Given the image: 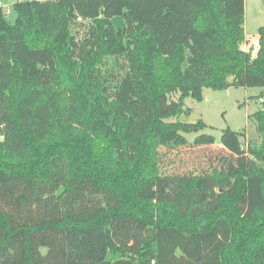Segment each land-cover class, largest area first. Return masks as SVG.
I'll use <instances>...</instances> for the list:
<instances>
[{"label":"trees","instance_id":"trees-1","mask_svg":"<svg viewBox=\"0 0 264 264\" xmlns=\"http://www.w3.org/2000/svg\"><path fill=\"white\" fill-rule=\"evenodd\" d=\"M10 9L0 6V264H264V113L250 118L260 143L245 149L244 130L189 143L203 121L165 122L187 112L169 94L264 97V27L256 54L241 50L244 0ZM216 144L229 155L204 172L163 167L161 148Z\"/></svg>","mask_w":264,"mask_h":264},{"label":"rangeland","instance_id":"rangeland-1","mask_svg":"<svg viewBox=\"0 0 264 264\" xmlns=\"http://www.w3.org/2000/svg\"><path fill=\"white\" fill-rule=\"evenodd\" d=\"M15 0L3 2L5 12H10V6ZM44 1V0H39ZM243 29L244 34L249 38L251 43L257 42V30L259 27H264V0H246V8L244 14ZM124 24L122 17L112 19V25L115 29L121 28ZM80 26H72L71 30L78 36L81 35ZM130 61L126 63L129 64ZM128 66V65H127ZM62 76L67 80V72L64 66H60ZM116 71V69H112ZM109 96L112 91H105ZM263 92L261 88L247 89H229L227 91H212L203 89L200 101H195L190 98H181L178 93L169 94L170 100L181 102L185 115L181 117H170L165 122L180 121L187 124H194L201 120L205 123L206 129L199 133L184 134L185 139L192 143L195 137L205 134L219 141L222 131L229 128L235 132L245 131V138H241V146L245 149V143H260V137L256 131L257 123L250 119L251 116L262 109L259 100L264 97L260 96ZM260 96V98H259ZM189 114V115H186ZM160 154L163 156V167L168 170L178 169L180 172H204L212 165L217 164V158L229 155L222 148V145L216 144L213 147L200 148H182L181 150L160 149ZM232 156V155H231ZM234 158H229L227 170L233 172L238 170L237 163Z\"/></svg>","mask_w":264,"mask_h":264},{"label":"crops","instance_id":"crops-1","mask_svg":"<svg viewBox=\"0 0 264 264\" xmlns=\"http://www.w3.org/2000/svg\"><path fill=\"white\" fill-rule=\"evenodd\" d=\"M245 8H246V0H244V14H245ZM245 39L246 42L240 45L241 50L250 51L252 56H254L258 49V37H257V42L255 44L251 43V41L246 35H245Z\"/></svg>","mask_w":264,"mask_h":264},{"label":"built area","instance_id":"built-area-1","mask_svg":"<svg viewBox=\"0 0 264 264\" xmlns=\"http://www.w3.org/2000/svg\"><path fill=\"white\" fill-rule=\"evenodd\" d=\"M0 6L4 7V5L2 4L1 1H0ZM259 104L263 105L262 106V109H260V111L264 113V100L263 99H260L259 100Z\"/></svg>","mask_w":264,"mask_h":264}]
</instances>
